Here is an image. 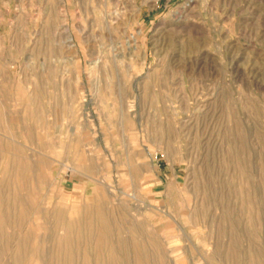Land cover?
Masks as SVG:
<instances>
[{
  "label": "rangeland",
  "instance_id": "374dc122",
  "mask_svg": "<svg viewBox=\"0 0 264 264\" xmlns=\"http://www.w3.org/2000/svg\"><path fill=\"white\" fill-rule=\"evenodd\" d=\"M0 264H264V0H0Z\"/></svg>",
  "mask_w": 264,
  "mask_h": 264
},
{
  "label": "bare ground",
  "instance_id": "6f19581e",
  "mask_svg": "<svg viewBox=\"0 0 264 264\" xmlns=\"http://www.w3.org/2000/svg\"><path fill=\"white\" fill-rule=\"evenodd\" d=\"M85 219H86V217H85L83 220H85ZM86 220H87V219H86ZM85 222H86V221H84V224L87 225L88 222H87V223H85ZM89 224H90V223H89ZM67 229H68V228H67ZM68 230H69V229H68Z\"/></svg>",
  "mask_w": 264,
  "mask_h": 264
}]
</instances>
